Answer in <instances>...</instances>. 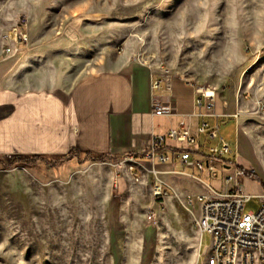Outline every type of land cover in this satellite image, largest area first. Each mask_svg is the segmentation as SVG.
<instances>
[{"label": "rangeland", "instance_id": "1", "mask_svg": "<svg viewBox=\"0 0 264 264\" xmlns=\"http://www.w3.org/2000/svg\"><path fill=\"white\" fill-rule=\"evenodd\" d=\"M21 23L30 39L20 55L33 59L22 80L32 93L68 91L131 63L163 65L216 91V103L251 138L222 120L239 163L254 171L239 179L242 191L264 193V0H0V29ZM13 102L0 100V264H197L207 253L211 236L200 244L199 204L186 197L206 183L233 187L223 182L232 154L215 165L218 180L197 168L200 179L185 183L190 192L175 187L161 205L151 174L136 180L126 156L21 154L10 141ZM260 207L253 197L244 210Z\"/></svg>", "mask_w": 264, "mask_h": 264}, {"label": "crops", "instance_id": "2", "mask_svg": "<svg viewBox=\"0 0 264 264\" xmlns=\"http://www.w3.org/2000/svg\"><path fill=\"white\" fill-rule=\"evenodd\" d=\"M17 26L26 29L23 23ZM5 30L0 29V43L4 41ZM25 46L28 45H23V50ZM32 61L31 57L21 58L20 54L7 56L3 45L0 49V100L10 97L14 101L10 141L14 149L27 157L60 158L75 150L96 156L135 154L142 159L154 136H165L185 121L205 148L197 152L193 145L168 139L165 147L170 150L172 161L158 162L157 167L163 171L175 170L176 173L165 175L175 185V190L178 188L186 193L190 191L185 183L200 178L196 173L198 167L186 166L180 161V151L190 150L192 159L199 158L207 164L209 147L220 144L218 139L209 140L206 135H199L198 128L205 121L210 124L218 121L224 137L222 120L228 119L226 128L234 123L239 138L242 132L250 138L238 117L224 113L218 102L215 108L218 119L196 116L200 111L196 106L197 87L188 80L172 74L162 83L161 90H154V81L161 77L160 67L131 63L123 69H108L80 80L68 91L32 93L33 89L22 80ZM171 95L175 113L170 116L155 114L154 100L166 104ZM224 139L227 141L226 137ZM219 162L222 164V158H214L215 165ZM223 166L226 170H234L229 160L224 159Z\"/></svg>", "mask_w": 264, "mask_h": 264}, {"label": "built area", "instance_id": "3", "mask_svg": "<svg viewBox=\"0 0 264 264\" xmlns=\"http://www.w3.org/2000/svg\"><path fill=\"white\" fill-rule=\"evenodd\" d=\"M26 29L18 26L11 28L3 35V50L7 56L21 54L23 45L29 42L28 24H24ZM161 77L153 83L154 90H161L162 83L170 77L168 67L160 66ZM196 106L200 110L195 115L200 117H216V91L200 90L196 91ZM175 101L171 95L168 103L156 99L154 100V113L170 116L175 112ZM237 117V115H236ZM199 135H206L209 140L220 141L217 146L209 147L207 164L204 160L191 157L192 151H180L178 157L186 166L198 167L204 170L206 166L214 179L218 177V171L213 163L214 158H225L232 154L233 160H229L233 166V173L224 178V183L234 186L226 192H220L206 183L207 191L198 195H188L186 199L190 206L199 204L198 211L195 212V227L198 230L200 244L206 234L211 236V244L205 255L200 252L197 264H264V193L258 195H248L242 191V183L239 180L246 174H254V171L246 169L239 163L240 153L232 150L231 145L220 134V124H210L205 121L198 128ZM170 139L180 143L193 145L197 152L205 148V144L191 133L185 121L169 131L167 135L154 136L145 149L143 158L140 159L135 154L125 157L124 162L129 164V170L133 172L135 179L140 180L144 172L152 176L153 197L161 205L172 194L178 193L173 186L163 178L165 174L176 173L173 171H163L157 167V163H168L172 161L170 150L165 147L166 141ZM145 160V161H144ZM149 162V164L146 163ZM260 199L261 207L257 212H245V204L251 198ZM201 246V245H200ZM201 251V250H200Z\"/></svg>", "mask_w": 264, "mask_h": 264}, {"label": "bare ground", "instance_id": "4", "mask_svg": "<svg viewBox=\"0 0 264 264\" xmlns=\"http://www.w3.org/2000/svg\"><path fill=\"white\" fill-rule=\"evenodd\" d=\"M203 90V89H202Z\"/></svg>", "mask_w": 264, "mask_h": 264}]
</instances>
